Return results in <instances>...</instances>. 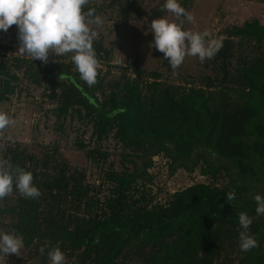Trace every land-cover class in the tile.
Here are the masks:
<instances>
[{
  "label": "trees",
  "instance_id": "obj_1",
  "mask_svg": "<svg viewBox=\"0 0 264 264\" xmlns=\"http://www.w3.org/2000/svg\"><path fill=\"white\" fill-rule=\"evenodd\" d=\"M108 2L119 20L128 18L131 0ZM98 6L88 3L83 11ZM223 32L222 48L203 62L210 70L186 85L162 79L157 68L126 74V65L106 78L109 49L100 39L93 47L107 68L98 69L91 87L70 61L43 68L36 59L13 57L34 83L57 70L43 94L54 99L57 119L90 121L94 144L75 146L96 170L89 179L55 145L39 153L17 142L1 145L0 159L30 171L42 193L24 198L14 188L0 199V230L23 237L26 257L50 264L47 252L59 247L64 264H264V215L257 216L253 199L264 197V182L256 186L264 179V23L246 19ZM16 79L0 60V101L15 90ZM109 135L119 143V168L105 163L109 151L98 143ZM158 153L169 173L197 167L205 179L156 199L147 168ZM240 212L252 218L247 231L259 245L247 252L239 246Z\"/></svg>",
  "mask_w": 264,
  "mask_h": 264
},
{
  "label": "rangeland",
  "instance_id": "obj_2",
  "mask_svg": "<svg viewBox=\"0 0 264 264\" xmlns=\"http://www.w3.org/2000/svg\"><path fill=\"white\" fill-rule=\"evenodd\" d=\"M164 2L165 0H131L128 18L121 21L118 19L116 8L109 4L108 0H89L90 4L99 5L95 15L103 20L102 25L91 27L98 32V39L109 49L107 60L109 73L106 78L118 76L120 73L118 65H126V74H133V68L144 70L157 68L161 71L162 79L186 85L200 73H207L210 70V66H206L200 62L198 57L193 56H186L178 69L173 70L170 66L166 67L167 60L153 44L151 20L167 17L178 23L179 19L162 8ZM178 3L183 5L182 0H178ZM185 6V10L194 15L195 21L189 22L183 17L184 29L200 32L208 30L216 39L224 36V27L240 24L243 20L256 18L260 23H264V0H186ZM18 47L16 25L9 27L6 32L0 30V60H5L10 64V68L18 75V79L12 81L16 84L15 90L0 101V112L6 113L13 121L0 132V147L4 143L17 142L20 146L39 153L43 145H55L60 155L65 157L71 165L84 169L90 176L89 179L94 178L96 170L86 157L84 148L75 146L79 140L87 146L94 144V140L90 138V121L87 118L77 119L70 115H66L64 119L55 117L52 111L55 101L43 92H48L49 87L56 80L54 75L57 70H51V76L47 75L40 83L28 80L21 75V69L15 67L13 57L21 56L17 52ZM70 57L71 54L57 57L50 51L47 63L38 59L36 61L39 67L48 68L51 63L56 65L61 60L72 62ZM100 65L103 69L107 68L105 63H100ZM72 67H75L73 62ZM98 143L100 147L109 151L105 163L112 160L113 166L119 168V143L111 135L101 139ZM151 159L152 163L147 171L154 174L151 189L156 192V199H162L166 190L171 191L176 187L205 179L198 173L197 167L190 173L182 167L169 173L166 160L160 153L152 155ZM255 165H258L257 161ZM263 182V178L259 179L256 186L262 185ZM0 264L38 263L31 257H26V249L22 247L20 256L9 254L5 257L0 254Z\"/></svg>",
  "mask_w": 264,
  "mask_h": 264
},
{
  "label": "clouds",
  "instance_id": "obj_3",
  "mask_svg": "<svg viewBox=\"0 0 264 264\" xmlns=\"http://www.w3.org/2000/svg\"><path fill=\"white\" fill-rule=\"evenodd\" d=\"M88 3L89 0H0V30L6 32L12 25L17 26V52L21 56L47 63L50 51L57 57L71 54L80 79L91 87L97 83L98 69L101 67L93 47L98 32L91 26H100L103 20L95 15V9L83 11ZM162 8L180 20L179 23L167 17L151 20L154 47L163 53L173 70L182 65L186 56L198 57L203 63L212 59L222 48V40L213 38L208 30L184 29V20L180 18L194 22L195 17L178 0H165ZM12 123L6 113L0 112V132ZM14 188L24 198L36 199L42 195L34 185L30 171L0 159V199L10 196ZM235 196V191H230L226 200L231 203ZM253 199L257 216L264 215V197L255 194ZM238 219L243 229L239 233L240 249L247 252L258 247L257 240L247 231L252 218L240 212ZM22 247L23 237L0 230V254L5 257L9 254L20 256ZM39 252L41 255L45 253L44 246L40 247ZM47 256L50 264L65 262L64 253L59 247L51 248Z\"/></svg>",
  "mask_w": 264,
  "mask_h": 264
}]
</instances>
